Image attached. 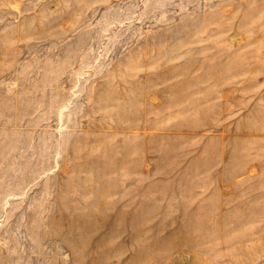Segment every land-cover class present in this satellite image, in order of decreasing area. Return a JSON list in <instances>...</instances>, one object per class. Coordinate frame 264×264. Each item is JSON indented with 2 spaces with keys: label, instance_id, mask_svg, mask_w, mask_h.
<instances>
[{
  "label": "rangeland",
  "instance_id": "1",
  "mask_svg": "<svg viewBox=\"0 0 264 264\" xmlns=\"http://www.w3.org/2000/svg\"><path fill=\"white\" fill-rule=\"evenodd\" d=\"M0 264H264V0H0Z\"/></svg>",
  "mask_w": 264,
  "mask_h": 264
}]
</instances>
